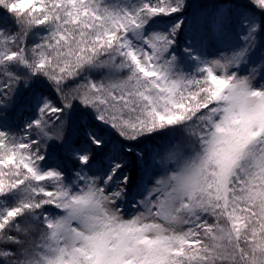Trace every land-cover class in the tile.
<instances>
[{"label":"snow or ice","instance_id":"6c2138e0","mask_svg":"<svg viewBox=\"0 0 264 264\" xmlns=\"http://www.w3.org/2000/svg\"><path fill=\"white\" fill-rule=\"evenodd\" d=\"M0 264H264V0H0Z\"/></svg>","mask_w":264,"mask_h":264}]
</instances>
